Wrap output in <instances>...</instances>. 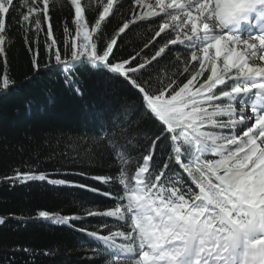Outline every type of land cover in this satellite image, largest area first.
I'll return each mask as SVG.
<instances>
[{"label":"snow or ice","instance_id":"obj_1","mask_svg":"<svg viewBox=\"0 0 264 264\" xmlns=\"http://www.w3.org/2000/svg\"><path fill=\"white\" fill-rule=\"evenodd\" d=\"M132 25L153 30L120 59L118 39ZM17 32L36 73L43 33L44 67L67 84L82 71L133 93L124 123L107 122L93 154L110 171L79 172L94 183L31 170L4 178L101 197L82 214L29 219L80 232L86 264H264V0H0V92L14 83L6 46Z\"/></svg>","mask_w":264,"mask_h":264},{"label":"trees","instance_id":"obj_2","mask_svg":"<svg viewBox=\"0 0 264 264\" xmlns=\"http://www.w3.org/2000/svg\"><path fill=\"white\" fill-rule=\"evenodd\" d=\"M122 22L118 18L108 32ZM133 29L135 25L118 39L120 59L141 51L153 30ZM54 34L62 38V27H54ZM34 36L35 33L28 34L29 42ZM44 39L41 33L39 73L32 67V53L21 33L17 32L6 46L7 71L14 83L0 92V217L4 218L0 224V264H86L89 257L85 253L90 249L81 243L86 238L80 232L71 226L29 218L41 210L82 214L83 204L101 197L79 188L40 181L12 185L4 178L31 170L51 178L94 183L79 172L85 170L93 175L110 171L104 158L93 154L98 153L97 142L106 123H124L119 115L121 105L133 98V93L121 83L94 73L77 71L73 79L78 83L67 84L62 71L44 67L48 62ZM31 46L35 48L34 44ZM150 51L151 46L143 49L141 55ZM3 60L0 57V79L5 73ZM77 87L80 94L75 91ZM98 113L104 114V122L98 119ZM128 124L130 130L135 129L130 121ZM94 159H100V164L92 162ZM25 248L35 256L25 253Z\"/></svg>","mask_w":264,"mask_h":264}]
</instances>
